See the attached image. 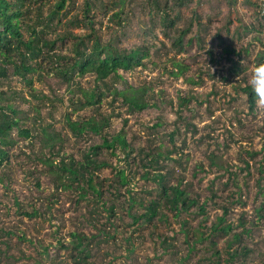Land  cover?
<instances>
[{"label": "rangeland", "instance_id": "374dc122", "mask_svg": "<svg viewBox=\"0 0 264 264\" xmlns=\"http://www.w3.org/2000/svg\"><path fill=\"white\" fill-rule=\"evenodd\" d=\"M84 1H67L62 11L64 22L59 25L58 33L70 30L83 35L90 33L85 26L64 27L67 19H84ZM157 1L159 3L127 0L123 26L112 22L113 14L120 8L110 11L95 8L94 25L100 37L105 40L120 37L125 48L150 47L151 57L145 61L146 68L139 67L128 73L121 71L125 79L118 86L126 89L147 84L153 87L157 98L151 101L158 106L131 111L123 99L110 104L113 99L110 96L102 103L103 114L113 113L104 136L89 133L76 137L67 127V115L79 120L95 115V109H80L77 103L80 92H74L76 88L53 74L33 85L40 93L51 96L54 93L58 97L54 104L40 103L41 115L51 124V131L62 135L58 146L67 160L82 159L90 147L102 145L104 138L111 139L122 131L126 133L130 146L127 150L116 145L113 152L105 148L98 156V161L106 163L97 171V179L104 181L106 196L113 190L111 185L118 182L120 169L135 170L133 164L141 160V150L153 152L161 147L166 154L177 148L170 158L160 163L174 170L169 178L171 183L177 184L180 177L184 178L182 187H187L189 195L199 203L195 213L179 218L166 210L169 224L158 222V231L153 235L152 223L125 226L131 220L124 213L125 220L118 221L116 230L110 229L114 237L100 248L94 247L88 264H198L212 256L213 251L207 250L209 242L199 243L190 251L180 224L188 220L192 227L203 225L206 230L217 222V215L224 209H228L229 222L241 225L243 221L244 227L239 225L229 236L214 237L217 250L226 256V244L231 235L257 223L249 238L245 236L244 244L253 248L247 264H261L264 260V106H256L252 112L242 88L248 85L250 68L258 63V55L264 50V0ZM44 3L48 9L56 0H44ZM166 4L175 21L174 27L165 28L160 24ZM187 27L190 31L184 38V50L179 51L171 39L178 30ZM68 40L67 46L62 48L64 51L72 46V39ZM228 46L237 52L230 58L240 66L238 71L233 69L234 63L225 52ZM175 57L189 65V70L179 77L170 74L173 64L169 59ZM78 81L80 84H73L84 88L93 87L96 82L92 76ZM0 82V90L26 112L38 103L21 77L10 73L9 78ZM190 97L189 107L179 106L182 99ZM157 123L160 125L155 127ZM173 132L178 133L174 142L171 141ZM13 136L18 142L10 152V162L0 167L5 178L0 183V264H75L72 251L64 249L70 247V234L98 233L101 223L107 222L103 199L88 193L86 199L80 200L76 189L57 190L54 180L44 174L48 168L36 159L42 151L39 138L33 145L30 140L19 138L17 131ZM130 150L133 152L127 159ZM255 152L254 156L250 155ZM211 157H216L215 161L224 168L212 166ZM144 170L135 174L134 193L146 196L148 194L142 191H149L157 197L160 185L143 179ZM38 180L41 188L37 187ZM126 188L121 192V202L127 197ZM201 205L205 206V213L200 212ZM35 209L40 214L32 218L25 215ZM91 215L96 224H92ZM164 236L173 237L177 247L166 252L161 244ZM180 258L186 259L181 263Z\"/></svg>", "mask_w": 264, "mask_h": 264}, {"label": "trees", "instance_id": "16d2710c", "mask_svg": "<svg viewBox=\"0 0 264 264\" xmlns=\"http://www.w3.org/2000/svg\"><path fill=\"white\" fill-rule=\"evenodd\" d=\"M67 1L56 0L54 5L51 4L46 9L44 0H0V79L9 78L10 73L21 77L26 85L30 87L32 98L38 100V103L32 105L30 111L26 112L4 90H0V167L5 165L4 162H10V152L18 142L13 136L15 131H17L19 138L30 140L33 145L34 141L39 138L34 133L36 132L42 136L39 138L42 151L36 159H39L48 168L44 171V174L46 173L54 180L57 190L69 191L72 188L76 189V192L80 194V200L86 199L88 193L103 199V211L108 212V215H106L107 222L101 223L102 226L98 228L97 234L87 235L83 232H72L70 234L72 237L70 247L65 246L64 248L72 251L75 264H88L94 247L100 248L102 243H109V238L114 237L110 229L114 227L116 230L119 226L118 221L123 222L125 220L123 218L124 213L131 220L125 226L152 223L153 235L158 231V222L169 224V216L166 210L173 212L175 218H179L183 214L191 215L195 213L194 209L199 206V203L197 198L189 195L187 187H182L184 178L180 177L177 184L171 183L169 178L174 170L164 167L160 163L161 160L170 158L172 152H175L177 148H173L166 154L161 150V147L153 152L141 150L139 155V157H142L141 160L137 165L133 164L136 166V171L130 167L120 169L118 182L116 185H111L113 190L108 193L109 196H106L107 190L104 188V181L97 179V171L106 165L105 162L98 161V156L103 153L105 148L113 152L116 145L127 150L130 146L124 131L114 134L111 139L104 138L102 145L90 147L89 151L84 153L82 159L72 158L67 160L61 155L62 148L58 144L62 140V135L51 131V124H47L41 115L42 107L40 104L44 101L46 104H54L55 100L58 101V97L56 98L54 93L51 96L37 91L33 86L37 80L42 81L43 78L51 74L62 78L64 82L76 88L74 92H80L77 99L80 109L88 107L95 109V115L79 120H73L69 114L67 115V127L76 137L89 133L104 136L106 129L110 127L113 113L103 114L102 103L110 96L113 97L110 104L113 105L118 100L123 99V103L131 111H143L146 108L158 106L151 101V98H157L153 87L145 84L139 87L127 86L126 89H121L118 86L125 79L121 71L128 73L139 67L146 68L147 63L145 61L151 57L150 47L125 48L120 41V37L113 36L109 40L100 37L94 25L95 8H106L110 11L116 10L118 7L120 10L117 9L118 11L113 14L112 22L123 26L127 18L124 12L127 0H85L84 19L81 20L78 17L67 19L64 27L85 26L90 30L87 35L75 33L73 30L65 33L57 32L59 25L64 22L62 11L65 9ZM153 2L158 1L153 0ZM160 24L165 28H168L169 25L171 27L175 25L167 4L161 14ZM189 31L190 27L178 30L175 33V38L171 39L173 40L172 45L179 48V51L184 50V38ZM68 38L72 39V46L64 51L62 48L67 46ZM225 52L234 63L233 69L238 71L240 66L236 64L234 59L230 58L231 54L237 53L236 50L228 46L225 48ZM258 57V63L264 62V50L259 53ZM169 61L173 64L170 74L175 77L184 75L189 70V65L177 60L176 57L169 59ZM87 76H92L96 81L93 87L84 88L82 85L73 84L74 82L80 84L78 79H84ZM191 82L197 84L193 79H191ZM242 90L247 95L250 110L254 112L257 105L252 99L249 86L243 87ZM191 101L192 97L184 98L179 106L189 107ZM74 111L76 110L74 109ZM159 125L157 123L155 127ZM176 134L178 133H171V141L174 142ZM43 151L45 153L49 151V154H45ZM132 152L133 150H130L127 154V159ZM253 154H256V152L250 153V155ZM215 158L211 157V165L224 168L222 164L215 161ZM30 160H33V157H30ZM140 170H144L141 175L143 179L147 181L154 180L160 185L157 197L150 195L151 192L149 191H142L148 194L146 196L134 193L135 174H138ZM4 181L5 178L0 173V183ZM36 184L37 187L41 188L39 180ZM74 184H77V187L74 188ZM125 187H127V197L121 202L120 198L123 197L121 192ZM200 212H206L204 205L200 206ZM260 212L261 209L258 210V213ZM38 214L40 213L37 209L32 213H25L30 218ZM227 214L228 209H224L222 214L217 215V222L211 228H206V230H204L203 225L192 227L188 220L180 222V231L184 235L190 251H193L197 244H204V242H209L207 250L213 251L211 257L201 260L198 264H220L223 261L226 264H247L253 248L244 244L245 236L246 239L249 238L252 227L256 226L257 223L250 222L252 227L234 232L227 240L226 256L223 257V253L216 248L214 237L229 236L235 228L244 227L243 221L241 225L240 223L234 225L229 222ZM261 215L259 216L261 217ZM91 220L92 224H96L93 223L94 217L92 215ZM173 241V237L164 236L161 244L166 252L171 247H177L176 242ZM235 244L236 247H234ZM97 250L100 251V249ZM186 258H180V262L183 263ZM36 264H40V262ZM261 264H264L263 259Z\"/></svg>", "mask_w": 264, "mask_h": 264}, {"label": "clouds", "instance_id": "9594fccd", "mask_svg": "<svg viewBox=\"0 0 264 264\" xmlns=\"http://www.w3.org/2000/svg\"><path fill=\"white\" fill-rule=\"evenodd\" d=\"M248 86L255 104L264 106V62L251 66Z\"/></svg>", "mask_w": 264, "mask_h": 264}, {"label": "bare ground", "instance_id": "6f19581e", "mask_svg": "<svg viewBox=\"0 0 264 264\" xmlns=\"http://www.w3.org/2000/svg\"><path fill=\"white\" fill-rule=\"evenodd\" d=\"M249 112V111H248ZM262 149V148H261Z\"/></svg>", "mask_w": 264, "mask_h": 264}]
</instances>
